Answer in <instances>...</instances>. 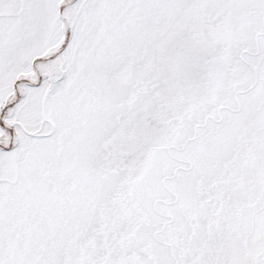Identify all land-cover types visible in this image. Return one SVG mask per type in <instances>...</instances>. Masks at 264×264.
Listing matches in <instances>:
<instances>
[{
    "label": "snow or ice",
    "instance_id": "snow-or-ice-1",
    "mask_svg": "<svg viewBox=\"0 0 264 264\" xmlns=\"http://www.w3.org/2000/svg\"><path fill=\"white\" fill-rule=\"evenodd\" d=\"M0 264H264V0H0Z\"/></svg>",
    "mask_w": 264,
    "mask_h": 264
}]
</instances>
